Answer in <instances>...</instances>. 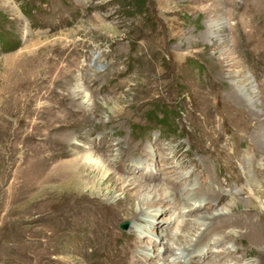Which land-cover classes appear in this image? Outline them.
<instances>
[{
  "label": "rangeland",
  "instance_id": "obj_1",
  "mask_svg": "<svg viewBox=\"0 0 264 264\" xmlns=\"http://www.w3.org/2000/svg\"><path fill=\"white\" fill-rule=\"evenodd\" d=\"M155 105L174 113L165 127ZM90 154L106 178L58 177ZM130 180L180 200L151 191L134 223ZM211 186L264 225V0H0V264H264L236 228L174 245L204 213L229 214Z\"/></svg>",
  "mask_w": 264,
  "mask_h": 264
},
{
  "label": "bare ground",
  "instance_id": "obj_2",
  "mask_svg": "<svg viewBox=\"0 0 264 264\" xmlns=\"http://www.w3.org/2000/svg\"><path fill=\"white\" fill-rule=\"evenodd\" d=\"M79 90H81V89L78 87L76 89V91L79 92ZM64 140H67V139H64ZM94 156H95V154H90L89 156L86 155V156L82 157L84 160L83 164H82V162H79L78 157L75 158L74 160L70 161L66 166H64L65 165L64 164L63 165L64 169H62V171L59 173L58 177L63 179V180H70L72 178L75 179L78 176V174L82 168L85 172H87V175H85V176H86V180H88V181L92 180L93 177L95 175L99 174L100 172H103L102 174L104 177L106 174L108 176L109 170L106 168V166L104 164H102L101 160H99V162H97V161L93 162L92 161ZM247 163L250 165V160L249 161L247 160ZM80 179H82V177ZM245 179H246L245 180L246 186L258 187L261 184V182L259 180H254L249 173L246 174ZM83 180H84V178H83ZM114 180L119 181V180H122V178L119 177L118 179H114ZM125 183H127V184L124 187L120 188L119 191L122 193V195L124 197L123 200L125 201L126 205L130 207L128 210L130 211L129 214L131 215L132 219L134 220V223L141 222V224H143L144 223V220H143L144 214H143V210H141L140 207H139L138 211H132L131 206L133 203H136V202L139 206L144 205V203H143L144 197L143 196L147 195L149 192L153 191L152 193H154V191H158V190L162 191L165 194L164 198H166V200L169 201V203L180 200L179 192H177L174 188L167 189V187L165 188V185H163V184L150 186V185H145L144 183H141L138 180H133V181L130 180V181L125 182ZM213 187L211 186V187H209V189L207 188L206 192L208 193L211 191L213 194L215 193V195H217V196H214V197L211 196L210 197L207 195L208 197H210L209 200L207 199V201L211 202V200H214L212 202V204H215V203H217L216 202L217 199L219 200V197L225 196L226 200H225V202H223V204H221L222 200H223L221 198L220 202H218L217 205H211V206L213 208V207H216V206L221 204L223 206L224 210L225 211L227 210L229 212V214H216V215H214L213 213H211V214L210 213H206V214L204 213L203 215L200 216L203 219V224L201 225V226H203V228H201L199 231H198V228H196V230H193L192 229L193 227L191 228V226H190L188 228L189 229L188 231L181 232L182 228H186V225L184 227L182 226V228L180 227L178 229L179 231H177L178 233L175 236H172V238H171L174 245L177 246V249L185 247L186 244H188V243L192 244V245L190 244V247L192 249H196L203 242H206L208 236L210 235V237H211V234H213V233L217 234V236L215 238H212L213 243L214 244H222V243H224V241L227 238H231L229 235V232L225 233V230L228 231V230H231L232 228L233 229L236 228V229H238V231H239V229H240V231L242 230L241 231L242 234L246 235L248 238L251 239V242H249V244H255V245L259 246L260 251L263 252L262 250H264V249H261V244H262L261 241H262V237H264V225H263V223H261V222L258 223V219L256 220V218H253L252 215H245L246 212L243 213L244 216H242V217L236 216L235 214L232 213V211H233L232 208L235 207V200H236V196L238 194L235 191V189L229 190L228 192L221 191V193H220L219 191L217 192L216 189H214ZM166 190H168V191H166ZM161 195L163 196V194H161ZM199 196H200V198L203 197L204 199H205V197H207L205 195H199ZM193 198H195L194 195L190 196L188 198V201L191 204V206L189 208L184 207L183 208L184 211L187 210L186 212L194 213L195 211L200 210L201 205L196 206V204L190 202V200ZM248 211H250V209H248ZM191 217H192V219L188 220L190 223L194 222L196 220V216L192 215ZM148 225H150V223ZM154 226H155V228L158 227L156 225H154ZM136 228H141V229L145 230L147 232L146 235H149V231L147 230L146 225H140V226L136 225ZM163 230H164L163 235H165V237H169L170 231L165 229L164 226H163ZM221 230H222V232L220 234L223 233V235H218L219 234L218 232ZM166 239L169 241V238H166ZM239 239L240 238L238 236L235 238H232L233 241H237V242ZM208 241H210V240H208ZM163 247H165V246H163ZM135 248H136L135 250L137 252H139V249L142 250L141 252L144 251L142 244L139 246L138 245L135 246ZM167 248L165 247L161 251H159V249H158V252L156 254L157 257L165 259L164 251L168 250ZM242 252H244V251H242ZM242 252H240L239 256H237V257L242 258L243 257ZM141 254H142L141 255L142 257H146L148 255V252L145 251L144 255H143V253H141ZM226 254L228 255V257H232V258L235 257V254H233L230 251H227ZM138 255H140V254L138 253ZM207 256H208V254L204 253V255L201 256L200 258H204ZM194 260L195 259L191 260L193 264H195ZM214 264H219V263H218V261H216V262H214Z\"/></svg>",
  "mask_w": 264,
  "mask_h": 264
},
{
  "label": "trees",
  "instance_id": "obj_3",
  "mask_svg": "<svg viewBox=\"0 0 264 264\" xmlns=\"http://www.w3.org/2000/svg\"><path fill=\"white\" fill-rule=\"evenodd\" d=\"M143 5V3L140 2V7ZM157 107V108H156ZM162 105L156 106L154 108V111L152 112V117L158 125L165 127L167 123L172 122V119L175 117L174 113L171 110H168L165 112ZM162 109V110H161Z\"/></svg>",
  "mask_w": 264,
  "mask_h": 264
},
{
  "label": "water",
  "instance_id": "obj_4",
  "mask_svg": "<svg viewBox=\"0 0 264 264\" xmlns=\"http://www.w3.org/2000/svg\"><path fill=\"white\" fill-rule=\"evenodd\" d=\"M126 223H123V224H120L119 225V228L121 229V230H124L125 228H126Z\"/></svg>",
  "mask_w": 264,
  "mask_h": 264
}]
</instances>
